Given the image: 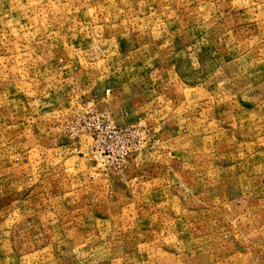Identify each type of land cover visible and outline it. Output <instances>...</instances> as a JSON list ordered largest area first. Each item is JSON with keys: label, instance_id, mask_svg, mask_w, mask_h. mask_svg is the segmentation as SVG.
Segmentation results:
<instances>
[{"label": "rangeland", "instance_id": "374dc122", "mask_svg": "<svg viewBox=\"0 0 264 264\" xmlns=\"http://www.w3.org/2000/svg\"><path fill=\"white\" fill-rule=\"evenodd\" d=\"M0 264H264V0H0Z\"/></svg>", "mask_w": 264, "mask_h": 264}]
</instances>
